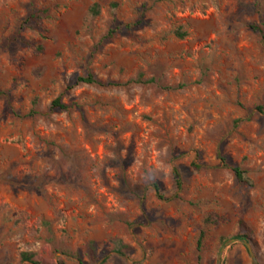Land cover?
<instances>
[{"label": "rangeland", "instance_id": "rangeland-1", "mask_svg": "<svg viewBox=\"0 0 264 264\" xmlns=\"http://www.w3.org/2000/svg\"><path fill=\"white\" fill-rule=\"evenodd\" d=\"M252 25L264 0H0V264H264Z\"/></svg>", "mask_w": 264, "mask_h": 264}, {"label": "trees", "instance_id": "trees-1", "mask_svg": "<svg viewBox=\"0 0 264 264\" xmlns=\"http://www.w3.org/2000/svg\"><path fill=\"white\" fill-rule=\"evenodd\" d=\"M251 28L254 31L259 32L260 34H262L264 36V29L255 25H252ZM135 82H143L141 80V78L139 77V79L135 80ZM144 82H152V79L150 80H146ZM76 83H87V84H98V85H102V86H117V83H113V82H107V83H100L99 81H97L92 75H88L86 77H78L76 80ZM1 93V92H0ZM51 108L52 109H59V110H65L68 108V106L66 104H64L61 101V98H56L55 100L52 101L51 103ZM233 172L235 174V177L239 180V181H243L244 182V178H243V172L239 169V168H233ZM172 176L174 178V183L177 189L180 188V180H179V173L177 172L176 169H173L172 171ZM155 190L158 192L159 189L158 187L155 186ZM242 225H244L243 223H241ZM201 238H202V233L199 237L198 240V244L197 247L199 248L201 245ZM233 239H238V240H242V241H248L249 240V235L248 234H243V233H238L235 236H233ZM130 250V247L127 245L122 244L120 249L117 251L118 254L123 255L124 252ZM20 259L22 262H27L29 264H45L43 262H41L40 260L35 258V253L33 252H23L20 255ZM103 262H105L107 260V257L104 256L103 257ZM57 264H66L63 260H59L57 262Z\"/></svg>", "mask_w": 264, "mask_h": 264}, {"label": "water", "instance_id": "water-1", "mask_svg": "<svg viewBox=\"0 0 264 264\" xmlns=\"http://www.w3.org/2000/svg\"><path fill=\"white\" fill-rule=\"evenodd\" d=\"M238 239H232V240H230V241H237ZM228 243V242H227ZM245 243V245H246V247L248 248V250H249V253H250V256H251V259H252V261H253V263L254 264H257V261H256V259H255V255H254V253L252 252V250H251V246L249 245V243H247V242H244ZM222 251H223V248L221 249V252H220V255H219V259H218V264H220V257H221V253H222Z\"/></svg>", "mask_w": 264, "mask_h": 264}]
</instances>
